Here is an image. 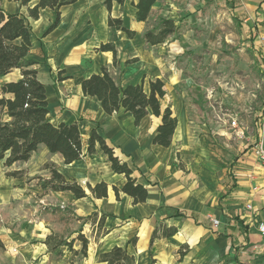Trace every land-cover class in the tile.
Here are the masks:
<instances>
[{
  "label": "crops",
  "instance_id": "1",
  "mask_svg": "<svg viewBox=\"0 0 264 264\" xmlns=\"http://www.w3.org/2000/svg\"><path fill=\"white\" fill-rule=\"evenodd\" d=\"M106 1L78 0L59 11L40 10L38 20L29 17L34 26L30 58L38 63V78L46 89L51 82L50 91L47 89L49 110L51 106L64 110L51 116L52 122L77 123L86 133L84 140L96 130L116 156L128 163L137 183L148 190V197L135 205L121 192L117 200L112 187L122 190L127 180L112 171L108 157L98 147L93 158L70 165L64 164L61 155L41 147L44 156L36 167H30L32 158L16 164L25 165L16 170L25 171L22 178H0V240L5 264H69V252L63 256L49 252L45 241L51 233L68 239L82 234L88 239V257L78 264H103L100 256L115 246H127L136 264H264V235L257 230L264 222V165L253 150L242 147L241 128L230 124L236 119H210L181 80L172 56L177 46L169 44L179 32L176 18L181 10L176 12L173 0H157L148 20L138 22V0H124L123 5L113 1L111 12ZM238 2L241 15H245L244 33L264 59L259 44L264 35V0ZM10 3L15 9L3 8L8 13L21 14L16 8H26ZM36 4L34 1L30 7ZM58 12L60 24L47 33ZM109 16L122 19L136 35L129 38L109 27ZM162 19L174 21L178 32L164 43L150 46L144 34ZM106 44L115 47V65L113 52L100 49ZM103 68L123 87L143 83L149 92L150 81L165 84L162 106L169 107L178 121L168 148L153 144L161 118L151 110L137 126L130 113L120 110L108 116L96 98L82 94L81 83L100 75ZM89 103L95 104V109ZM232 140L236 142L232 144ZM46 165L85 189L106 183L108 197L95 199L87 189L88 197L79 200L69 192L45 193L36 178L50 177ZM57 207L67 208V212H53ZM93 213L99 218L106 215L108 233L98 241L97 225L84 223ZM212 220H218L219 225L213 226ZM160 227L177 233L166 238L159 232L152 243V235ZM131 240L136 243L129 244ZM81 247L76 240L74 250Z\"/></svg>",
  "mask_w": 264,
  "mask_h": 264
},
{
  "label": "trees",
  "instance_id": "2",
  "mask_svg": "<svg viewBox=\"0 0 264 264\" xmlns=\"http://www.w3.org/2000/svg\"><path fill=\"white\" fill-rule=\"evenodd\" d=\"M34 1L37 4L30 7ZM78 0H9L26 7L28 16L34 20L39 19L40 10L51 9L59 11L62 7L72 5ZM116 1L123 5L124 0H107L106 6L111 12L112 3ZM157 0H138L136 4L135 19L138 22H146ZM60 13H57L56 21L48 29L53 31L60 24ZM108 26L121 31L133 38L136 33L127 28L122 19H114L109 16ZM178 32L174 21L162 19L158 26L148 30L144 34L146 43L150 46H158ZM32 48L31 30L27 19L19 13H8L0 6V162L4 167L10 168L18 163H27L41 147H45L51 154H59L64 159L65 165H70L83 158H93L99 150L108 157L112 171L124 175L127 182L122 190L112 187L119 200L120 193H124L133 199V204L146 202L148 190L137 183L134 171L128 163L116 156L115 149L110 147L106 140L96 131L92 130L88 138L84 140L77 123L67 124L61 122L55 125L49 110L48 94L45 85L38 78V63L30 58ZM102 51L113 52L114 65L117 62V52L113 44L102 45ZM130 64L131 62H127ZM19 71L17 79L5 80L13 72ZM81 91L85 97L97 99L103 112L111 116L124 110L130 113L138 126L149 114L161 118L157 129V135L153 139L154 145L168 148L176 130L178 121L173 116L169 107H163L162 101L166 96L165 84L161 80L149 82V92L144 85L118 84L103 68L100 75H92L81 83ZM50 171L49 178L38 179V186L45 193L69 192L79 200L87 198L86 189L95 199L108 197V185L104 182L94 187L87 185L85 189L76 180H67L54 166L46 165ZM22 171L8 172L7 178H22ZM53 212H67V208H54ZM106 215L100 218L98 213H93L84 223L92 222L95 228V241L107 235L104 228ZM81 220V219H80ZM161 232L162 237L170 238L176 235L177 230L170 228H158L152 235V243ZM81 242V250L75 251V241ZM131 240L129 244H135ZM45 245L49 252L57 256H63L65 251L71 254L69 264H78L88 257V239L79 234L76 239H68L65 236L51 233L47 236ZM0 249L4 245L0 240ZM77 260V261H76ZM103 264H136L135 257L129 254L127 246H115L99 258ZM151 264H155L152 261Z\"/></svg>",
  "mask_w": 264,
  "mask_h": 264
},
{
  "label": "rangeland",
  "instance_id": "3",
  "mask_svg": "<svg viewBox=\"0 0 264 264\" xmlns=\"http://www.w3.org/2000/svg\"><path fill=\"white\" fill-rule=\"evenodd\" d=\"M173 3L176 12L181 10L176 18L179 32L169 44L177 46L173 47L176 54L172 56L181 80L192 89L195 102L210 119L219 121L233 117L237 120L243 132L242 147L252 152L255 142L264 138V59L255 52L244 33L245 15H241L240 2L173 0ZM0 6L7 11L15 9L9 0H0ZM16 11L27 19L34 35L27 8H16ZM169 50L172 51L171 47ZM19 76L20 72L15 71L5 80ZM47 84L50 91L51 82ZM89 104L95 109V104ZM50 112L53 117L61 114L57 106H51ZM81 133L85 138L84 129ZM43 152L44 149H40L33 155L31 168L40 162ZM21 168L25 165L6 168L0 162V178H7L8 172ZM3 251L0 249V264H5Z\"/></svg>",
  "mask_w": 264,
  "mask_h": 264
},
{
  "label": "built area",
  "instance_id": "4",
  "mask_svg": "<svg viewBox=\"0 0 264 264\" xmlns=\"http://www.w3.org/2000/svg\"><path fill=\"white\" fill-rule=\"evenodd\" d=\"M259 44L262 47V52L264 54V35L259 37ZM231 127L234 129L238 128L236 120L231 121ZM239 136H243V133H239ZM253 153L255 157L264 165V138H259L253 147ZM248 209H251V206H248ZM213 226L217 227L219 225L218 220H212ZM257 230L264 235V222H260L257 226Z\"/></svg>",
  "mask_w": 264,
  "mask_h": 264
}]
</instances>
